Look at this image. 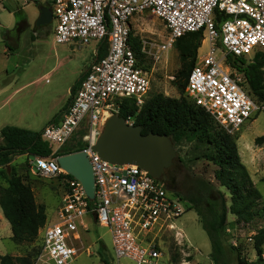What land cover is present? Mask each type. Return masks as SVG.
Segmentation results:
<instances>
[{"label":"built area","instance_id":"2783aa9c","mask_svg":"<svg viewBox=\"0 0 264 264\" xmlns=\"http://www.w3.org/2000/svg\"><path fill=\"white\" fill-rule=\"evenodd\" d=\"M51 9L55 43L86 45L98 39L108 48L85 71L61 118L41 130L43 141L57 144L53 154L88 115L81 150L92 167L93 199L59 166L57 157L27 155L29 172L57 179L62 190L55 220L39 229L38 258L45 255L53 264H68L77 254L74 242L80 231L88 229L87 217L109 230L114 254V263L109 264H122L121 259L173 264L164 260L165 237L173 235L177 244H186L177 221L187 202L137 164L111 163L92 149L106 118L118 114L120 101L129 98L140 107L150 88L149 74L130 45L131 21L150 12L163 22L168 37L156 47L161 54L182 35L201 32L207 51L196 58L185 93L219 125L238 130L259 106L246 91L244 73L231 64L237 57L250 61L255 52L264 51V0H52ZM142 43L148 56L158 61L152 45ZM126 123L134 124L133 117L128 116Z\"/></svg>","mask_w":264,"mask_h":264},{"label":"rangeland","instance_id":"374dc122","mask_svg":"<svg viewBox=\"0 0 264 264\" xmlns=\"http://www.w3.org/2000/svg\"><path fill=\"white\" fill-rule=\"evenodd\" d=\"M39 13V5L34 0H0V129L5 125H14L35 131L42 130L65 104L70 87L78 79L80 70L96 59L94 51L97 49L100 57L107 51V44L98 39L91 40L86 45L55 43V21L38 26L36 21ZM26 17L29 26L21 32H18L19 25L10 31L4 28L7 25L14 27L16 20ZM131 22V36L136 37L140 43V66L148 72L150 78V88L144 102L159 93L178 98L180 93L174 83L175 73L180 67L178 52L174 46L162 54L156 50L168 37L163 22L150 12L135 15ZM142 41L152 45V51L156 50L159 55L158 61L148 56V48L143 46ZM207 47L208 43L204 39L197 58L207 51ZM182 96H185V90ZM256 104L259 110L238 130L221 127L230 135L238 136L236 144L239 156L247 152L249 147L254 152L253 166L246 164L244 158L240 159L251 171L252 180L264 205V104L258 101ZM87 119L88 115H85L73 135L58 151L62 152L72 146H85L83 135L88 132ZM44 142L52 152L57 147L54 142ZM173 146L176 149L175 165L168 171L171 178L178 182L179 189H187L194 176L206 178L218 186L213 176L215 165L204 158L210 147L205 143L185 140L173 143ZM11 168L28 181L35 199L38 202L41 200L46 206V223H52L62 196L58 180L32 175L25 154L11 156L0 163V170H4L7 175ZM169 193L174 192L170 190ZM232 217L228 214V223L222 233L223 253L213 260L210 240L201 227L197 214L193 208H186L177 224L183 229L187 242L179 245L173 235H167L163 247L164 260L168 258L173 264H264V258L261 256L262 261L257 259L252 242L248 241L261 221L256 219L247 224L235 223V218ZM84 220L88 229L80 231V239L74 242L77 254L68 264H104V260L114 263L108 228L87 217ZM41 236L42 231L39 230L33 243L16 245L11 240L10 225H0V254L25 255L32 249H38ZM39 254L32 264H53L45 255L38 258ZM120 263L132 264L124 259Z\"/></svg>","mask_w":264,"mask_h":264},{"label":"trees","instance_id":"16d2710c","mask_svg":"<svg viewBox=\"0 0 264 264\" xmlns=\"http://www.w3.org/2000/svg\"><path fill=\"white\" fill-rule=\"evenodd\" d=\"M34 2L41 5L39 0ZM45 4L50 6L49 2ZM201 40L200 31L189 32L177 38L173 45L178 52L180 63L174 78L180 93L178 98L159 93L149 97L140 107L136 106L132 99L123 98L119 103L118 114L125 119L128 116L133 117V123L141 125L142 134L148 132L166 134L173 143H180L183 140L196 141L210 147L204 158L215 165L213 176L218 186L198 176L190 179V185L185 190L179 189L178 182L173 178L161 181L187 202V209H194L201 227L210 240L213 260L223 253L222 233L228 223V214L235 218V223L247 224L259 219L261 225L254 230L252 246L257 259L262 261L264 205L248 169L240 159L236 144L238 136L227 133L208 112L195 105L186 93L182 96L188 74L196 62ZM130 45L140 64V43L136 37L131 36V33ZM106 52L104 51L105 54ZM99 55L97 52V57H100ZM228 58L230 62L233 59L230 56ZM233 61L234 63H230L231 66H236L246 77L247 93L255 102L264 104V51L255 52L250 61L244 57H237ZM77 88V85L71 88L67 105ZM65 108L61 109L48 124L57 122ZM0 138V163L14 155L58 157L83 149V146H72L52 154L41 137V130L35 131L14 125L3 126L0 129ZM174 165L175 160L165 172ZM0 209L10 225L11 240L16 245L33 243L39 229L46 223L45 206L36 202L32 187L14 168H11L9 175L0 170ZM40 250L41 245L25 255L0 254V264H32ZM104 264H109V261L104 260Z\"/></svg>","mask_w":264,"mask_h":264},{"label":"water","instance_id":"95a60500","mask_svg":"<svg viewBox=\"0 0 264 264\" xmlns=\"http://www.w3.org/2000/svg\"><path fill=\"white\" fill-rule=\"evenodd\" d=\"M36 25L52 20L51 6L41 4ZM141 125L128 124L119 114H111L103 123L92 149L103 159L117 164H137L156 180H167L165 170L176 156L171 138L166 134H142ZM57 162L70 176L78 180L89 199L94 197L92 167L83 150L59 155Z\"/></svg>","mask_w":264,"mask_h":264},{"label":"crops","instance_id":"0c3cea01","mask_svg":"<svg viewBox=\"0 0 264 264\" xmlns=\"http://www.w3.org/2000/svg\"><path fill=\"white\" fill-rule=\"evenodd\" d=\"M27 1V0H25ZM40 1V0H39ZM52 3V1H51ZM51 3H50V6H51ZM41 4H44L46 5L45 3H41ZM15 22V21H14ZM19 25V30L18 32H21L22 30H24V28L26 26H29V21H28V18H24V19H21L20 21L19 20H16V23L14 25V27H12L11 25H7V26H4L5 29H7V31H10V30H13V28H16L17 26ZM66 44H70V45H73L74 43H66ZM75 45V44H74ZM77 45V44H76ZM95 53V52H94ZM93 62V61H92ZM91 63H88L86 64L79 72V77L78 79L76 80V82L70 87V90H69V97H70V91H71V88L74 86V85H77L79 84V81L81 79V77L83 76V74L85 73V71L88 69V67L92 64ZM68 97V99H69ZM68 99L66 100L65 104L62 106L61 109H63L64 107H67V101ZM66 109V108H65ZM65 109L63 110V112L65 111ZM63 114V113H62ZM62 114L60 115V117L58 118V120L61 118ZM254 152L251 150V148L249 147L248 151L245 152L244 154L240 155L241 158H244L245 159V163L247 164H251V166H253V163H254V158H255V155L253 154ZM248 171H249V174L251 176V171L249 170V168H247ZM252 179V177H251ZM254 183V181H253ZM255 184V183H254ZM37 203L39 204H43L45 206V204L40 200L39 202L36 200ZM59 205V204H58ZM58 207V206H57ZM45 209H46V206H45ZM234 218V217H232ZM7 224L9 225L8 221L3 217V214H2V211L0 209V225L3 227V226H7Z\"/></svg>","mask_w":264,"mask_h":264},{"label":"flooded vegetation","instance_id":"af4514ba","mask_svg":"<svg viewBox=\"0 0 264 264\" xmlns=\"http://www.w3.org/2000/svg\"><path fill=\"white\" fill-rule=\"evenodd\" d=\"M165 177L167 178V181H168L169 179H171V176H170L169 171H168V172H165Z\"/></svg>","mask_w":264,"mask_h":264}]
</instances>
